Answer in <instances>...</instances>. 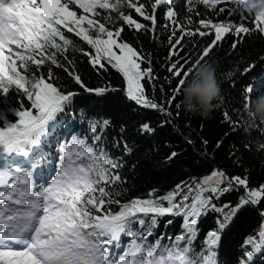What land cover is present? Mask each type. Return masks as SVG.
<instances>
[{
    "label": "snow or ice",
    "instance_id": "1",
    "mask_svg": "<svg viewBox=\"0 0 264 264\" xmlns=\"http://www.w3.org/2000/svg\"><path fill=\"white\" fill-rule=\"evenodd\" d=\"M168 2L154 0L149 12L139 0H0V93L7 95L14 87L22 90L30 101V107L15 111L18 117L15 122L3 120L0 123V186L6 188L0 191V264H217L215 248L226 222L239 207L256 205L264 198V186L247 190L238 208L223 213V208H218L213 199L233 190L234 182L245 189L249 182L239 176L228 178L224 172L214 170L203 180L177 185L164 195L157 197L149 193V198L122 203L115 198L121 193L111 187L121 181V177L111 171L119 165L103 151L97 154L93 147L76 137L72 138V145L60 149L59 167L40 190L34 191L32 171L22 166L13 167L18 156L29 157L31 153V160H35L42 155L39 146L43 138L59 123V114L76 95L51 82V71L47 78L43 74L29 75V71L32 66L39 69L49 62L60 66L57 57L69 49L82 51L93 67L105 69L107 64L122 74L129 100L145 108L164 111L145 94L142 81L146 77L151 80L153 70L141 67L144 57L129 43L121 42L122 27L109 30L96 17L104 10V19L111 22L113 17L108 13L119 12L128 26L145 29L146 26L131 15H124L121 7L127 5L154 25L158 7ZM196 2L190 0V3ZM198 2L215 10L227 0ZM232 3L239 7V21L244 22L199 20L200 28L214 30V40L204 48L200 60L207 57L226 34L234 32L239 36L251 30L264 34V0H232ZM166 17L176 24L172 36L176 35L177 28L181 33L175 45L185 36L211 34L200 28L186 30L177 23L173 10H168ZM188 23L191 24L190 19ZM92 31L97 34L93 36ZM66 33L86 42L90 50L77 49ZM175 45L173 55L177 54ZM196 63L199 65L200 61ZM168 71L178 78L191 74V69L185 71L180 61L171 63ZM74 80L88 92L108 91L104 87L87 88L78 74L74 75ZM185 83L186 79H179L174 91L180 92ZM251 92V88L246 89L244 108L251 100ZM108 124L107 120L102 125L94 123L92 131ZM142 128L151 131L147 124ZM209 211L222 212L223 217L218 228L206 234L203 250L197 252L194 243L198 238L199 219ZM165 216L182 217L181 233L161 234L150 242L149 237L155 235L160 219ZM122 237L130 238L127 245L122 244ZM165 239L171 243L164 244ZM245 244L251 246V251L245 252L241 264L264 253V228L258 240L249 237Z\"/></svg>",
    "mask_w": 264,
    "mask_h": 264
},
{
    "label": "trees",
    "instance_id": "2",
    "mask_svg": "<svg viewBox=\"0 0 264 264\" xmlns=\"http://www.w3.org/2000/svg\"><path fill=\"white\" fill-rule=\"evenodd\" d=\"M139 2L151 12L154 0ZM168 10L175 12L179 25L192 31L199 26L200 19L237 23L240 17L239 7L232 0L218 4L215 10L198 0L194 4L190 0H169L158 7L154 25L151 21H145L134 9L122 6L121 12L124 15H131L138 23L146 26L145 29L136 30L120 18L119 12L108 13L113 17L109 22L104 19V10H100L101 15L96 19L105 23L109 30L122 27L121 42L129 43L144 57L142 68L150 67L153 70V78L149 80L146 77L142 83L145 85V94L159 103L164 111L145 108L129 100L122 74L107 64L106 70L93 67L89 57L79 50L69 49L66 54L58 56L60 66L49 62L39 69L31 67L29 75L43 74L47 78L51 71V82L65 92L76 93L72 103L59 114V123L43 138L39 146L42 155L31 160L30 153L29 157L13 165L32 171L35 191L54 177L60 163V149L72 145L73 137L84 140L97 154L103 151L119 165L111 171L118 174L121 181L111 187L121 193L115 198L122 203L135 198H149V193L157 197L164 195L176 189L177 185L199 182L216 170L224 172L228 178L239 176L249 182L248 189L234 182L233 190L213 199V203L226 213L239 207L241 197L246 196L247 190H259L264 186V151H256V141H264V125L257 122L255 128L246 132L243 106L246 89H252L251 99L264 92V34L255 30L239 36L234 32L226 34L210 54L200 60L204 48L214 40V30L208 31L211 34L203 37L198 33L185 36L179 45H175L181 33L177 28L176 35L172 36L176 24L167 19ZM189 19L191 24L188 23ZM66 35L74 41L77 49L90 50V46L74 34ZM173 45L176 55L172 54ZM198 60L199 65L207 63L215 68L221 87L220 97L214 102L215 107L205 117L186 113L180 103L182 90L178 93L174 91L179 79L184 78L187 82L192 72L186 78L183 74L178 78L168 71L171 63L176 61H180L185 71L194 70ZM77 74L87 88L104 87L108 91L103 94L86 91L75 82L74 75ZM172 97L175 99L170 103ZM28 107L30 101L22 90L13 87L7 95L0 93V113L3 114L0 123L3 120L15 122L18 119L15 111ZM104 120L109 121L108 126L98 127L93 132L92 125H102ZM145 124L149 125L151 131L143 130ZM113 207L118 210L117 206ZM223 213L209 211L199 219L198 238L194 243L197 252L203 250L206 234L218 228ZM168 220L172 223L167 224ZM182 222L180 216L161 218L155 235L149 237V241H154L161 234H180ZM262 228L264 198L256 205L239 207L236 214L226 222L215 248L217 264H241L245 252L251 251V246L246 245L245 241L249 237L258 240ZM129 240V237H122V244L127 245ZM163 243L170 244L171 241L165 239ZM247 264H264V253L256 254L253 261Z\"/></svg>",
    "mask_w": 264,
    "mask_h": 264
},
{
    "label": "clouds",
    "instance_id": "3",
    "mask_svg": "<svg viewBox=\"0 0 264 264\" xmlns=\"http://www.w3.org/2000/svg\"><path fill=\"white\" fill-rule=\"evenodd\" d=\"M191 72V78L182 88L180 103L186 113L205 117L215 107L214 102L220 97L221 87L216 78L215 68L211 64L194 66ZM257 122L264 125V92L252 98L245 107V131L255 128ZM256 151H264V141H256Z\"/></svg>",
    "mask_w": 264,
    "mask_h": 264
},
{
    "label": "rangeland",
    "instance_id": "4",
    "mask_svg": "<svg viewBox=\"0 0 264 264\" xmlns=\"http://www.w3.org/2000/svg\"><path fill=\"white\" fill-rule=\"evenodd\" d=\"M81 13H82V10H81ZM197 28H200V25L197 26V27H195L194 30H196ZM200 30H201V31H206V32H208V31H211L212 29H211V28H208V29L200 28ZM91 34H92L93 36H95L97 33H96L95 31H92ZM25 158H26V157H20L19 159H17V163H16V164H18V163L20 162V159H23V160H24Z\"/></svg>",
    "mask_w": 264,
    "mask_h": 264
}]
</instances>
